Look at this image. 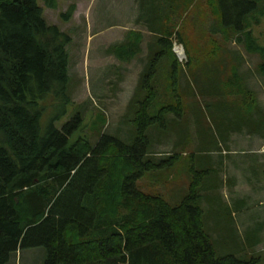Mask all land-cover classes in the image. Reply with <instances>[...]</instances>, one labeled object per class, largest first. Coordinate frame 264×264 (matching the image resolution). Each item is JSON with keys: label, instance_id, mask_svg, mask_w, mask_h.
I'll return each instance as SVG.
<instances>
[{"label": "trees", "instance_id": "trees-1", "mask_svg": "<svg viewBox=\"0 0 264 264\" xmlns=\"http://www.w3.org/2000/svg\"><path fill=\"white\" fill-rule=\"evenodd\" d=\"M43 1L56 8L57 0ZM192 1L181 8L169 4L167 20L170 12L179 19ZM212 2L221 28L236 35L264 15L261 0ZM142 7L151 19V4L144 0ZM73 11L70 6L61 19L68 21ZM171 33L158 40L162 48L142 77L147 92L132 120L133 140L101 134L93 144L82 113L69 112L70 36L46 23L36 0H0V264L39 247L42 264H258L254 257H217L197 190L172 205L135 185L172 163L148 158L147 133L164 129L168 115L180 116V102L158 104L149 85L164 47L171 48ZM172 68L170 89L177 97L176 64Z\"/></svg>", "mask_w": 264, "mask_h": 264}, {"label": "rangeland", "instance_id": "rangeland-1", "mask_svg": "<svg viewBox=\"0 0 264 264\" xmlns=\"http://www.w3.org/2000/svg\"><path fill=\"white\" fill-rule=\"evenodd\" d=\"M36 1L46 23L71 38L69 112L82 113L83 132L93 144L101 134L133 140L132 120L147 92L142 77L162 48L158 40L173 30L171 48L164 47L149 85L158 104L179 101L180 116L168 115L164 129L147 132L148 158L172 163L145 173L135 185L172 205L197 190L203 229L217 257H254L264 264V15L236 35L221 28L212 0H193L179 19L170 12L168 20L166 9L184 7L187 0H146L151 19L144 0H57L55 9ZM70 6L74 11L64 21L60 14ZM117 46L124 49L114 51ZM173 64L177 97L170 89ZM44 259V248L24 249L7 264Z\"/></svg>", "mask_w": 264, "mask_h": 264}, {"label": "bare ground", "instance_id": "bare-ground-1", "mask_svg": "<svg viewBox=\"0 0 264 264\" xmlns=\"http://www.w3.org/2000/svg\"><path fill=\"white\" fill-rule=\"evenodd\" d=\"M176 52H177L178 55H181V52H180L179 49H176Z\"/></svg>", "mask_w": 264, "mask_h": 264}, {"label": "built area", "instance_id": "built-area-1", "mask_svg": "<svg viewBox=\"0 0 264 264\" xmlns=\"http://www.w3.org/2000/svg\"><path fill=\"white\" fill-rule=\"evenodd\" d=\"M177 48H175V50H176ZM177 53V52H176ZM178 55V54H177Z\"/></svg>", "mask_w": 264, "mask_h": 264}]
</instances>
